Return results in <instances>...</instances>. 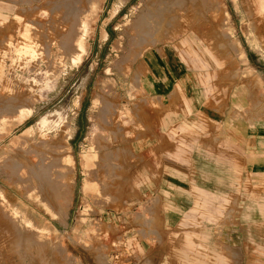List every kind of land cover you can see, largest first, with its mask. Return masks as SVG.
I'll use <instances>...</instances> for the list:
<instances>
[{"label":"rangeland","instance_id":"1","mask_svg":"<svg viewBox=\"0 0 264 264\" xmlns=\"http://www.w3.org/2000/svg\"><path fill=\"white\" fill-rule=\"evenodd\" d=\"M0 264H264V0H0Z\"/></svg>","mask_w":264,"mask_h":264},{"label":"crops","instance_id":"2","mask_svg":"<svg viewBox=\"0 0 264 264\" xmlns=\"http://www.w3.org/2000/svg\"><path fill=\"white\" fill-rule=\"evenodd\" d=\"M127 150H128V148H127ZM128 157H129V153H128ZM174 164L175 163H173V165ZM127 165H128V163H127ZM169 170L171 172H175L171 168ZM172 177L173 178H170V175H165V178L163 177L164 179L161 178V182H162L163 186H161L158 190H160V192H162V197L165 196L166 198H170L172 200L171 202H169L170 207L168 208V213L172 214V215H174V217H176L178 215V213L184 209V207H183L184 201L181 199V198H183L182 192L184 190L177 184L178 181L174 180V176H172ZM177 179L180 180L178 177H177ZM178 208H180V209H178ZM177 223L178 222L166 220V222L162 223L161 225H178Z\"/></svg>","mask_w":264,"mask_h":264},{"label":"bare ground","instance_id":"3","mask_svg":"<svg viewBox=\"0 0 264 264\" xmlns=\"http://www.w3.org/2000/svg\"><path fill=\"white\" fill-rule=\"evenodd\" d=\"M76 46V45H75ZM77 48H78V45H77Z\"/></svg>","mask_w":264,"mask_h":264}]
</instances>
